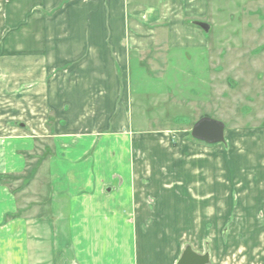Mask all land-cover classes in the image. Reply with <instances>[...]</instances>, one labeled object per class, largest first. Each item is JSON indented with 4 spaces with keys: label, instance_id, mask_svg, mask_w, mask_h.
Returning <instances> with one entry per match:
<instances>
[{
    "label": "crops",
    "instance_id": "1",
    "mask_svg": "<svg viewBox=\"0 0 264 264\" xmlns=\"http://www.w3.org/2000/svg\"><path fill=\"white\" fill-rule=\"evenodd\" d=\"M215 9L210 0H0V175L26 167L20 152L38 159L20 192L0 181V264H178L186 249L206 264H264V135L248 132L253 143L229 152L184 131L132 129V77L150 78L145 56L152 65L162 46L155 63L173 67L192 51L209 67L210 28L197 24ZM172 89L178 107L185 88ZM197 91L190 103L201 102ZM29 190L26 217L16 194Z\"/></svg>",
    "mask_w": 264,
    "mask_h": 264
},
{
    "label": "rangeland",
    "instance_id": "2",
    "mask_svg": "<svg viewBox=\"0 0 264 264\" xmlns=\"http://www.w3.org/2000/svg\"><path fill=\"white\" fill-rule=\"evenodd\" d=\"M210 2H213V6L216 8L215 14L210 15L209 23L201 22L207 26V29L210 28V33L207 34V39L211 44L208 58L209 67L208 64L205 67L206 59H203V62L202 58L196 57L200 53L192 51L183 52L184 60L178 61L173 67L163 62L155 63L156 55L164 53L165 49L162 46L155 47L151 53L152 65L149 58L147 59L148 56H145L144 65L143 62L141 64L150 78L142 80L132 77V97L135 101L132 129L135 132L146 129L166 134L169 132L178 133L177 131L190 133L193 122L199 116H208L224 124V144H227V150L232 152L241 145L248 147L253 143L254 138L247 140L243 136L244 134L253 131L264 135V0H210ZM203 55L204 53H201V56ZM164 69H166V73L162 78L161 74ZM135 72L137 73L136 69L132 67L133 76H136ZM177 72L179 75L176 80ZM182 72L183 77L181 76ZM207 80L210 83V88L208 85H204V83L207 84ZM176 83L182 89L185 88L184 95H178L182 100L178 107L174 102L176 95L167 93V91L173 92L172 88L176 86ZM191 89H198L199 94L196 96L201 102L190 103L188 101L195 97V93L190 92ZM206 89H209L210 103L207 101L202 103V91ZM7 95L10 96V99L14 96ZM138 101H142L140 105L149 107V110H143L141 114L137 108ZM9 103L10 100H8ZM13 111L15 109L6 110V113L9 114L8 118L14 119L13 128H24V125L17 124L22 120L18 117L15 118V115L12 114ZM144 116L148 117L149 121L151 120V125L141 123ZM176 117H178L177 120L174 119ZM175 138V135L172 134V141H176ZM189 140L196 142L192 138ZM172 143L174 144V142ZM256 143L264 145V141L258 140ZM262 153L264 154V152ZM18 154L25 160L26 167L18 176H11L14 174L0 175L1 182L3 180L9 182L10 179L13 181L9 183L11 184L8 189L9 194L10 190L16 187L19 192L26 188L22 184L27 178L28 171L34 169L38 162V159L31 161L33 155L30 152ZM186 156L188 157V155ZM248 180L249 175H247ZM45 182L47 183V180ZM19 192L16 194L17 207L21 211L23 210L26 217L31 216L33 212L31 191H27L28 195L27 192H23V198L17 196ZM33 194L37 195V192ZM40 210L42 212V206ZM39 225V227H52L48 221H40ZM60 240L51 238L53 246L55 242L56 247V242H58L59 248L55 249H61L64 252L68 250L65 255L72 257L73 249L61 247L60 244L62 245L65 241ZM14 256L11 255V259H14ZM17 256L19 257V255ZM46 256L48 255H43V257ZM5 259L6 256L4 262ZM14 262L9 260L8 264Z\"/></svg>",
    "mask_w": 264,
    "mask_h": 264
},
{
    "label": "water",
    "instance_id": "3",
    "mask_svg": "<svg viewBox=\"0 0 264 264\" xmlns=\"http://www.w3.org/2000/svg\"><path fill=\"white\" fill-rule=\"evenodd\" d=\"M202 26L206 29V26ZM191 137L195 140L207 143L217 144L224 141V127L220 122L211 120L209 118H203L198 121L191 130ZM207 256H197L193 254L189 249L183 253L182 259L178 264H206Z\"/></svg>",
    "mask_w": 264,
    "mask_h": 264
},
{
    "label": "flooded vegetation",
    "instance_id": "4",
    "mask_svg": "<svg viewBox=\"0 0 264 264\" xmlns=\"http://www.w3.org/2000/svg\"><path fill=\"white\" fill-rule=\"evenodd\" d=\"M199 25H203L202 23H200V24H197V27H199V28H203L202 26H199ZM204 26H206V25H204ZM204 29V28H203ZM204 30H207V26H206V29H204ZM210 30V29H209ZM203 118H209L208 116H202V117H200L197 121H195L194 122V124H193V126L198 122V121H200L201 119H203ZM209 119H211V120H214V119H212V118H209ZM214 121H216V120H214ZM217 122H220V121H217ZM222 125H223V127H224V141L222 142V143H224L225 142V126H224V124L222 123V122H220ZM193 126H192V128H193ZM192 130V129H191ZM189 137L190 138H192L191 137V131H190V133H189ZM193 139V138H192ZM194 141H196V142H200V143H204V142H201V141H198V140H195V139H193ZM222 143H217V144H222ZM204 144H207V143H204ZM217 144H207V145H217ZM183 257V256H182ZM182 259V258H181Z\"/></svg>",
    "mask_w": 264,
    "mask_h": 264
},
{
    "label": "trees",
    "instance_id": "5",
    "mask_svg": "<svg viewBox=\"0 0 264 264\" xmlns=\"http://www.w3.org/2000/svg\"><path fill=\"white\" fill-rule=\"evenodd\" d=\"M33 176H34V169H32L31 171L29 170L28 174H27V178H25L24 184H22V185L27 186L31 182Z\"/></svg>",
    "mask_w": 264,
    "mask_h": 264
}]
</instances>
